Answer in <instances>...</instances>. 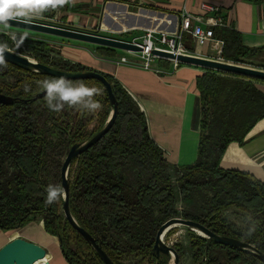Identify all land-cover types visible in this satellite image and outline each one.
I'll use <instances>...</instances> for the list:
<instances>
[{
  "label": "trees",
  "instance_id": "1",
  "mask_svg": "<svg viewBox=\"0 0 264 264\" xmlns=\"http://www.w3.org/2000/svg\"><path fill=\"white\" fill-rule=\"evenodd\" d=\"M128 16V21L154 17L145 10ZM214 30L215 38L224 43L222 56L227 61H246L264 53V48L246 46L234 28L218 26ZM10 42L6 33H0L1 45L8 47ZM25 42L36 60L54 68L90 69L65 59L61 50L46 40L28 38ZM183 42L192 50L190 34ZM98 50L107 57L118 54V49L110 47L98 46ZM105 76L113 85L118 114L109 132L71 164L70 208L78 224L116 264H131L130 260L169 264L170 257L158 256L154 245L160 227L174 217L197 221L264 253V181L250 172L221 166L230 143L243 144L248 132L264 118V92L255 83L263 80L212 69L199 76L203 119L198 158L191 165L177 166L168 162L152 139L146 114L137 101L110 75ZM56 78L6 61L0 64V93L15 98L11 104L0 103V229L12 233L32 221H43L46 232L58 237L70 264H105L66 219L64 197L52 204L46 200L49 185L63 189L61 170L70 147L101 130L113 105L99 80L69 81L100 90L93 98L101 105L99 125L90 130L78 105L65 104L56 112L46 106L45 96L33 100L43 90L37 81ZM184 227L187 242L173 243L180 263L264 264L249 251ZM178 230L179 226L171 229L166 240Z\"/></svg>",
  "mask_w": 264,
  "mask_h": 264
},
{
  "label": "crops",
  "instance_id": "2",
  "mask_svg": "<svg viewBox=\"0 0 264 264\" xmlns=\"http://www.w3.org/2000/svg\"><path fill=\"white\" fill-rule=\"evenodd\" d=\"M203 3L215 6L217 11L207 12L202 7ZM47 10L49 16L45 15ZM47 10L38 12L32 18L99 30L100 34L126 40L138 36L139 31L148 29L149 25L151 29L173 33L180 26L183 12L192 14L196 24H207L210 18L220 15L224 19L222 26L240 32L246 46L264 48V0H69L63 6ZM141 10L154 15L153 19L128 21L129 14H139ZM22 30L29 38H48L43 33ZM125 35H131V38ZM214 43L199 45L195 42L196 48L189 51L217 58ZM98 46L70 40L60 43L57 48L65 59L110 75L137 101L146 114L152 139L164 151L170 164L186 166L195 163L203 119L197 79L207 69L187 64L175 68L171 60L162 63L166 59L155 61L157 70L118 64L115 59L120 56L119 53L116 57L103 56ZM256 85L264 92V82L259 81ZM221 166L250 172L264 181V118L248 132L243 144L230 143ZM20 230V236L47 249L49 264H70L63 255L58 237L47 233L42 222L32 221ZM18 235V231L11 236L10 232L0 229V248Z\"/></svg>",
  "mask_w": 264,
  "mask_h": 264
},
{
  "label": "water",
  "instance_id": "3",
  "mask_svg": "<svg viewBox=\"0 0 264 264\" xmlns=\"http://www.w3.org/2000/svg\"><path fill=\"white\" fill-rule=\"evenodd\" d=\"M4 26L39 32L47 35L58 36L68 38L72 40L87 42L96 44L99 46L110 47L125 51L139 52L142 47L130 40L107 36L100 33L92 32L78 27H66L56 22L44 21L39 18H32L31 22H22L21 20H11L8 24H0ZM1 45V44H0ZM153 54L165 58L167 60H176L181 64L194 65L203 67L205 69H212L220 72L229 74H236L249 78H256L264 81V69L251 67L244 64L234 63L230 61H224L214 58H209L193 53H174L168 51H162L158 49L153 50ZM3 60L9 62L19 68L25 70H34L45 74L52 75L57 78H64L67 81L75 79H96L99 80L105 87L110 103L113 105V110L105 124V126L99 130L93 137L85 142L74 143L63 162L61 176H62V187L65 193L63 199V212L66 219L84 236V238L91 243L96 249L99 256L105 262V264H116L106 251L97 243L96 239L82 226L78 224L74 216L72 215L70 208V180L69 170L72 162L89 149L91 146L99 142L105 134L112 128L117 114H118V100L114 93L112 83L107 79L104 73L88 69L86 71H63L54 68L50 65L42 63L34 58L29 57L5 47L3 52ZM45 96V91L38 92L33 100ZM15 101V98L4 93H0V103L11 104ZM42 224L43 221H42ZM179 225H185L190 227L192 230L199 233L201 236L213 239L214 241L231 246L236 249L249 251L255 254L259 259L264 261V253L259 251L255 246L250 243L244 242L240 239L233 238L230 236L220 235L207 226L191 220L184 219L182 217H174L167 220L158 230L156 235V241L154 250L158 256L166 254L173 260L174 264H180V257L176 252L175 248L169 244L166 240L168 232L178 227ZM17 231V230H16ZM14 231V232H16ZM13 233V232H12ZM60 242V241H59ZM48 256L47 249L34 241L28 240L22 236H16L11 238L6 244L0 248V264H34L38 260H42Z\"/></svg>",
  "mask_w": 264,
  "mask_h": 264
},
{
  "label": "clouds",
  "instance_id": "4",
  "mask_svg": "<svg viewBox=\"0 0 264 264\" xmlns=\"http://www.w3.org/2000/svg\"><path fill=\"white\" fill-rule=\"evenodd\" d=\"M67 3L69 0H47L42 4L26 5L18 2V0H0V24L6 25L11 20L31 22L32 17L38 12L48 8L54 9ZM13 39H16L15 35H13ZM5 47L0 45V64L4 63L3 52ZM37 84L45 91L46 106L52 111H61L65 104L80 105L91 111L101 108L100 103L93 99L100 94V90L94 86L90 87L83 82L72 83L64 78L44 79L37 81ZM24 91L28 92L29 87L25 86ZM64 196L65 193L61 187L49 185L46 203L52 204Z\"/></svg>",
  "mask_w": 264,
  "mask_h": 264
},
{
  "label": "built area",
  "instance_id": "5",
  "mask_svg": "<svg viewBox=\"0 0 264 264\" xmlns=\"http://www.w3.org/2000/svg\"><path fill=\"white\" fill-rule=\"evenodd\" d=\"M202 7L207 12H215L217 8L213 5L203 3ZM224 25V19L220 15H216L209 19L207 24L194 23V16L189 12L181 14V23L179 28L173 32L158 31L156 29L148 28L143 35L134 36L130 41L139 44L142 50L139 52L125 51L127 54H122L115 59L118 64H129L133 66H141L145 69H159L155 67L156 60L165 59L153 54L154 49L174 52V53H191L185 46L183 39L186 34H190L193 40L199 45H206L209 42H215L218 52V57L214 59L227 61L223 56L222 40L215 38V27ZM219 46V48H218ZM167 60V59H166ZM174 67H178L181 63L176 60H171ZM173 243V241H170ZM43 264H49L48 256L44 258Z\"/></svg>",
  "mask_w": 264,
  "mask_h": 264
},
{
  "label": "rangeland",
  "instance_id": "6",
  "mask_svg": "<svg viewBox=\"0 0 264 264\" xmlns=\"http://www.w3.org/2000/svg\"><path fill=\"white\" fill-rule=\"evenodd\" d=\"M23 32L24 31L22 29H19V28H14V27L0 25V33H6L9 36V38L11 39V42L9 43L8 48H10L11 50H13L15 52H18V53H21V54H24V55H28L29 57L36 59L34 56H32L28 52V47L29 46L25 42V39H28L29 37H27ZM139 32H140L139 35H143L145 33V31H139ZM13 35H15V37H16L15 40L13 39ZM46 36H48V38H50V39H48L46 37V39H43V40H46V41L50 42L51 45L56 47V48H57V45H59L60 43L68 42V41L72 40V39L58 37V36H55V38H59V39H55L54 37H49V36H52V35H47V34H46ZM125 37L126 38H131V35H125ZM77 42H80V41H77ZM189 46H190V49H192V50L196 48L195 42H190ZM118 53L120 55L127 54V52H125L123 50H119V49H118ZM230 62H233V61H230ZM234 63L244 64V65H248V66H251V67L264 69V53L259 55L258 57H255V58H252V59H248L246 61L245 60L244 61L240 60V62H234ZM258 82L259 81H257L256 83H258ZM261 82H264V81H261ZM93 86L94 85H92V87ZM78 107L80 108V111L82 112V114L86 117L87 126L89 127L90 130H93L95 127H97L99 125V123H98L99 109L95 110V111H91V110H87V109L83 108L80 105H78ZM36 222L40 223L42 221H36ZM184 226L185 225H179L178 232L173 234L170 237V239L167 240V242L169 244H171L173 246V243L175 241H177V240H181V241L187 242V239H186L187 227H184ZM17 231L19 232V236L22 235L20 229L17 230ZM13 233H11V236H12ZM170 241H173V243H170ZM136 262H137L136 260H130L131 264H136ZM169 264H174L172 259H170ZM180 264H188V261L187 260L186 261H182Z\"/></svg>",
  "mask_w": 264,
  "mask_h": 264
},
{
  "label": "snow or ice",
  "instance_id": "7",
  "mask_svg": "<svg viewBox=\"0 0 264 264\" xmlns=\"http://www.w3.org/2000/svg\"><path fill=\"white\" fill-rule=\"evenodd\" d=\"M18 2L26 5H31V4H42L47 2V0H18Z\"/></svg>",
  "mask_w": 264,
  "mask_h": 264
},
{
  "label": "bare ground",
  "instance_id": "8",
  "mask_svg": "<svg viewBox=\"0 0 264 264\" xmlns=\"http://www.w3.org/2000/svg\"><path fill=\"white\" fill-rule=\"evenodd\" d=\"M147 28H152V27H147ZM16 237V236H15ZM45 259H42V260H38L37 262H35L34 264H43V261H44Z\"/></svg>",
  "mask_w": 264,
  "mask_h": 264
}]
</instances>
